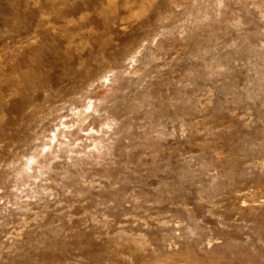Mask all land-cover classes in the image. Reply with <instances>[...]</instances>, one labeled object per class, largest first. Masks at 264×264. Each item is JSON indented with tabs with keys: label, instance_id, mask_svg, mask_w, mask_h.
Instances as JSON below:
<instances>
[{
	"label": "rangeland",
	"instance_id": "rangeland-1",
	"mask_svg": "<svg viewBox=\"0 0 264 264\" xmlns=\"http://www.w3.org/2000/svg\"><path fill=\"white\" fill-rule=\"evenodd\" d=\"M0 264H264V0H0Z\"/></svg>",
	"mask_w": 264,
	"mask_h": 264
}]
</instances>
